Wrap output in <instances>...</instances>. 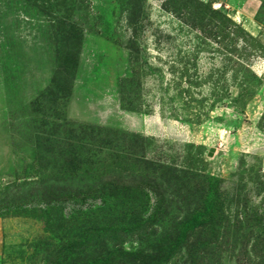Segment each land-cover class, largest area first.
Wrapping results in <instances>:
<instances>
[{
    "label": "rangeland",
    "instance_id": "1",
    "mask_svg": "<svg viewBox=\"0 0 264 264\" xmlns=\"http://www.w3.org/2000/svg\"><path fill=\"white\" fill-rule=\"evenodd\" d=\"M0 264H264V0H0Z\"/></svg>",
    "mask_w": 264,
    "mask_h": 264
},
{
    "label": "water",
    "instance_id": "2",
    "mask_svg": "<svg viewBox=\"0 0 264 264\" xmlns=\"http://www.w3.org/2000/svg\"><path fill=\"white\" fill-rule=\"evenodd\" d=\"M222 153H223V152L220 151V152L218 153V155L221 156ZM215 154H216V149H215V148H211L210 152L208 153V156H209V157H214Z\"/></svg>",
    "mask_w": 264,
    "mask_h": 264
},
{
    "label": "trees",
    "instance_id": "3",
    "mask_svg": "<svg viewBox=\"0 0 264 264\" xmlns=\"http://www.w3.org/2000/svg\"><path fill=\"white\" fill-rule=\"evenodd\" d=\"M73 59H74V58H73ZM70 60H71V59H70ZM76 64H77V61H76V62L74 61V65H73V66L76 67ZM71 66H72V65H71ZM71 66H70V67H71ZM53 81L55 82V78H54Z\"/></svg>",
    "mask_w": 264,
    "mask_h": 264
}]
</instances>
